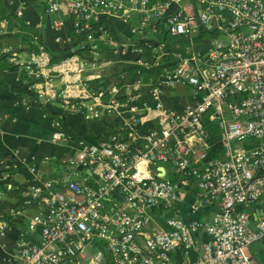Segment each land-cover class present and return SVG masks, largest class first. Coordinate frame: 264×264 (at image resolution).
Instances as JSON below:
<instances>
[{
  "label": "built area",
  "instance_id": "obj_1",
  "mask_svg": "<svg viewBox=\"0 0 264 264\" xmlns=\"http://www.w3.org/2000/svg\"><path fill=\"white\" fill-rule=\"evenodd\" d=\"M28 1L61 14L52 29L69 18L73 38L56 40H75L56 61L45 48L29 52L30 88L46 105L58 100L112 126L94 141L73 140L60 117L49 118L50 140L76 148L51 174L29 166L21 202L35 211L16 231L11 264H260L250 246L264 238V0ZM24 8L16 2L15 14ZM133 14L131 37L118 44L101 19L128 23ZM162 24L179 37L215 35L204 52L190 41L180 53L156 39ZM134 38L152 53L142 54ZM127 47L136 65L174 55L156 85L145 81L149 93L188 85L197 97L176 110L145 97L138 83L89 82L86 72L108 63L103 50ZM207 113L222 143L213 158ZM11 223L1 218L0 229Z\"/></svg>",
  "mask_w": 264,
  "mask_h": 264
},
{
  "label": "crops",
  "instance_id": "obj_2",
  "mask_svg": "<svg viewBox=\"0 0 264 264\" xmlns=\"http://www.w3.org/2000/svg\"><path fill=\"white\" fill-rule=\"evenodd\" d=\"M9 1L15 5L18 1H25V8L22 16L16 15L15 12L0 13V219L9 218L12 222L0 229V264L12 263L11 254L16 231L35 211V208L26 207L21 202L22 186L30 178L29 166L36 164L39 172L51 174L55 169L54 160L73 153L76 148L75 144L50 140L49 118L60 117L73 140L78 138L94 141L111 125L100 119L85 120L79 111L64 108L58 100L46 105L30 88L31 75L27 60L31 50L20 36L22 32L29 35L30 32L21 29L20 18L39 29V48H45L50 57V51L58 52L60 49L62 42L56 40L57 36L63 40L73 38L71 24L69 18L64 16L63 25L56 30L52 29L50 21L60 17V13L45 14L39 2ZM137 18L138 16L133 14L128 23L116 18H106L105 23L118 44H121L131 37L129 26L135 23ZM134 40L142 43L145 38ZM190 41L193 47L199 46L201 49L202 40L199 36L178 37L172 42L175 49L182 53ZM129 52V49L125 52L114 48L103 50L101 55L108 63L88 70L86 78L99 88H107L121 82L128 87L138 83L139 87L145 90V97L151 101L157 97L166 107L176 110L183 109L197 97L194 88H187V85L166 86L157 95H152L148 92V84L136 69L133 55ZM82 55L87 57L89 53L84 51ZM6 171L8 175L5 174ZM210 210L211 207L208 206L203 208L204 212L209 213ZM182 211L185 215H192L187 208H182Z\"/></svg>",
  "mask_w": 264,
  "mask_h": 264
},
{
  "label": "trees",
  "instance_id": "obj_3",
  "mask_svg": "<svg viewBox=\"0 0 264 264\" xmlns=\"http://www.w3.org/2000/svg\"><path fill=\"white\" fill-rule=\"evenodd\" d=\"M15 3L9 1V0H0V13L2 12H14L15 10ZM105 18L101 19L102 22H105ZM19 25L22 30L30 32L26 33H21L20 36L24 42L28 44V48L30 50H36L39 48V43H38V37L37 34L39 33V29L33 27L32 25H28L24 20H19ZM201 36L202 37H208V36H214L215 33L213 32H206V31H201ZM179 36H175L173 34H170L167 29L166 25L162 24L160 31L156 34V39L160 41H165L166 43L173 41L174 39L178 38ZM134 44L138 47L141 48L142 54L144 55H149L152 53L150 50V46H148L146 43L142 42H135ZM75 40H71L69 42L67 41H62L60 49L58 52L50 51L51 54V59L52 61H56L60 59L61 57L69 54L72 52L69 48L74 45ZM106 47L105 45H103ZM64 51V52H63ZM66 51V52H65ZM63 52V53H62ZM5 58V55L3 56ZM174 58L173 53L170 51L167 54L166 60H168L165 63H155V64H149V65H136V69H138L141 78L146 81L150 82V85H156L157 82L164 77L163 75V70L164 68H169L173 65V62L171 60ZM203 126L207 132V139L209 143V147L207 149V158H213V157H218L222 153V143L220 140V129L218 122L216 119L210 116L209 113L204 115L203 119ZM56 159L54 160V164L56 163ZM264 242V238L262 239ZM260 264H264V262H261Z\"/></svg>",
  "mask_w": 264,
  "mask_h": 264
},
{
  "label": "rangeland",
  "instance_id": "obj_4",
  "mask_svg": "<svg viewBox=\"0 0 264 264\" xmlns=\"http://www.w3.org/2000/svg\"><path fill=\"white\" fill-rule=\"evenodd\" d=\"M200 37H202L200 35ZM216 40H221L224 41L226 40V37L224 35H217L214 37ZM212 40V37H208L203 39L201 42V49L204 51L208 49L210 46V41ZM187 88L189 87L188 85L186 86ZM251 249V255L253 257V262H264V242L262 241H255L251 244L250 246Z\"/></svg>",
  "mask_w": 264,
  "mask_h": 264
}]
</instances>
